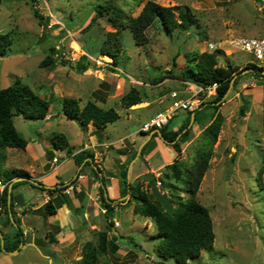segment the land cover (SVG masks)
Instances as JSON below:
<instances>
[{
	"label": "rangeland",
	"instance_id": "obj_1",
	"mask_svg": "<svg viewBox=\"0 0 264 264\" xmlns=\"http://www.w3.org/2000/svg\"><path fill=\"white\" fill-rule=\"evenodd\" d=\"M148 1L164 7L187 8L195 16L197 24L186 30L178 28L172 31L164 29L156 20L146 31L147 44L141 46L136 45L129 30H122V52L120 65L117 66L111 57L100 54L107 35L115 31L110 16L115 12L119 13L121 22L136 18ZM37 9L44 17L46 27H42L36 18ZM0 33L11 34L13 39L8 55L0 58V90L20 79L51 104L45 120L32 121L17 116L14 118V125L30 145L34 141L38 145H48V160L54 163L53 160L57 157L63 180H70L75 165L68 158L67 148L58 151L53 149L54 136L63 134L67 138L71 150L69 155L83 148L93 153V164L99 167L101 162L96 163L95 160L100 161L104 151L100 146L85 148L89 144L96 145L97 139L101 142H115L123 136L128 137V142L125 140L118 147L127 145L129 148L135 143L138 154L149 135V132H143L141 128L172 108L174 100L170 104L167 99H161L171 88L182 87L177 77H180L185 68L186 55L206 52L208 44L213 43L216 50H222L231 59L219 57V65L226 66L227 61L232 62L237 66L234 67L235 76L238 69L246 63L260 68L261 64L253 54L236 50L233 43L237 39L264 37V1L0 0ZM52 49H56L53 56L55 67L52 70L41 68V62L52 53ZM84 55L88 57L90 68L79 73L74 67ZM65 62L68 64L64 65ZM169 72L167 75L170 78H167L166 83H151ZM243 80L249 85L252 82L264 86V78H260L255 70L243 77ZM133 89L140 92L143 102L127 109L123 98ZM192 91H195L194 95L197 93L196 88ZM216 95L217 92H208L206 97H200L204 102H209ZM225 97L223 103H217L223 107L227 102L224 106V113L228 116L224 144L220 148L216 147L218 142L214 145L209 168L196 195L198 202L211 213L216 238L213 249L202 251L200 257L191 264H264V105L256 104L251 110L246 106L245 116H242V101L239 108L235 101H231L233 95ZM64 98L79 99L82 107L93 101L105 110L115 109L120 119L105 129L100 130L93 124L89 129L84 128L79 121L65 117L62 110ZM179 98L185 101L184 98ZM249 100L251 101L250 98ZM144 104L147 106H143ZM178 111L169 121L170 132L180 131L179 128H182L187 117L185 113ZM215 113L213 109L204 113L205 124L215 117ZM153 138L156 143L159 142L157 135ZM203 141L201 133L191 150L185 152L182 162L184 168H193L203 149ZM49 151L53 152V158ZM108 154V164L116 166L115 170L120 169L116 164L120 156L112 151ZM17 155H22V158L18 159ZM2 156H5V160H2L0 166L4 171L9 170L8 159L9 164L16 167L27 168L30 165L27 163L29 157L26 158L21 150H0V157ZM134 157L129 159L126 167L120 169V173L127 170V175L129 174L128 168L137 158L136 154ZM92 169L91 165L87 166L84 172H92ZM114 175L120 182L121 176ZM104 177L106 178L105 174ZM127 182L129 183L128 176ZM111 186H114V182L111 184L107 181V189ZM74 187L69 188L70 193L75 190ZM176 192L184 197V201L189 199L184 188H178ZM130 206L134 208V204L130 203L115 213L114 234L120 250L116 254L101 256L100 264H176L175 259L165 260L157 253V228L153 220L133 214ZM104 218L103 216L99 221L100 229L103 230L106 224ZM89 238L98 241V235H91Z\"/></svg>",
	"mask_w": 264,
	"mask_h": 264
},
{
	"label": "trees",
	"instance_id": "obj_2",
	"mask_svg": "<svg viewBox=\"0 0 264 264\" xmlns=\"http://www.w3.org/2000/svg\"><path fill=\"white\" fill-rule=\"evenodd\" d=\"M36 2L37 0H32ZM263 3L262 0H257ZM100 15V13H98ZM119 13H114L110 16V21L114 24L115 31L107 35L105 43L100 48V54L103 56H109L114 60L115 65H120V56L122 52L121 31L129 30L131 32L136 45H145L148 42L146 31L158 20L161 26L166 30H175L178 28L188 29L197 24L195 16L186 9H179L178 7H164L154 1H148L143 7L141 13L136 18H128L123 22L119 21ZM36 18L39 19V23L42 27H46L44 17L37 9L35 11ZM102 17V15H100ZM91 26V25H90ZM13 45V39L11 34L0 33V58L6 57ZM56 49H52V53L46 57L40 64L43 69L52 70L56 61L54 55ZM225 53L217 49L213 53L208 52H194L186 55V65L183 69L180 77H177L184 83H190L208 91L216 85L217 95L211 102H203L199 108H213L217 113L223 103V99L229 92L231 85H237L238 79L232 83L235 76L234 66L226 62V66L219 65L218 58H226ZM65 62L64 65H67ZM90 68V63L86 55L76 63L74 69L79 73H84ZM253 69L255 72H259V69L247 65L240 72L248 69ZM239 72V73H240ZM165 73L162 78H156L151 81L152 84L157 85L163 82L165 79L170 78ZM203 96V95H201ZM125 107L131 108L135 105L142 103L140 92L133 89L128 95L123 98ZM50 102L36 94L29 86L25 85L20 79L6 88L0 90V150L6 149L26 150L29 142L17 131L14 125V118L21 116L26 120H45L48 116ZM246 106L243 105L240 109V114L245 116ZM62 110L65 117L69 120L79 121L84 128H88L93 124L98 129H105L109 124L115 123L120 119L119 113L115 109L105 110L97 105L96 102L89 101L83 107L80 104V100L76 98H64L62 101ZM196 115L200 113L199 109L195 111ZM191 115V113L189 114ZM224 116L221 113H217L213 121L204 129L203 134V149L194 163L192 169H186L181 159V145L180 140L190 135V129L183 133L191 121V117H188L187 125L182 127L178 132L168 131V126L162 128L161 134L164 140L168 142L176 141L179 134L182 133L181 139L176 141L172 146L177 152V157L174 158L171 164L167 165L161 173L159 180L161 181L163 189L168 194H162L156 187V178L151 175H147L146 178H150V182L153 180L155 183H150L149 188H144V184L141 180H137L133 183L127 182V170L122 171L121 178L124 182L125 189L122 196L130 195L128 202L134 204L133 212L135 215H140L145 218L152 219L157 228L158 239L157 253L165 260L175 259L176 264H191L192 261L198 259L205 250L213 249L215 242L214 224L211 217V213L207 207L202 205L196 199L197 192L199 190V184L203 179L205 172L209 168V162L213 156V147L218 142L219 136L224 124ZM197 121V117H195ZM263 127H264V109H263ZM154 137V136H153ZM205 142V143H204ZM151 141L148 142L142 149V155H144ZM53 145L56 150L66 149L69 153L70 144L67 138L63 135H55L53 138ZM122 152V151H121ZM49 155L53 158V152L49 151ZM94 161L93 153L83 150L73 156L75 163L78 166H82L86 159ZM2 160H5V156L0 157V164ZM90 162H85L84 168L90 166ZM97 169L103 173V170L98 165ZM92 173L96 176L103 186L99 187L100 200L102 206L105 209L106 216V228L98 232V241L87 242L83 246V257L78 264H100V258L108 253L116 254L120 250L118 245L117 236L114 234L116 229L114 228V213L115 206L113 200L108 199L105 195L107 189V179L103 176L100 178L98 171L92 169ZM112 176V175H110ZM0 178L7 183V187L3 192L2 200L8 196V186L16 178H25L26 181L16 183L13 185V189L20 184L29 183L31 178L29 173L22 169L3 170L0 166ZM73 181L69 186L56 188L55 190H45L50 194L56 192H63L71 185L75 184ZM34 188L36 186L32 185ZM178 188H184L187 190L189 199L184 201V197L176 194ZM168 195V196H166ZM14 203L12 201L11 207ZM45 215L53 216L57 213V206L54 200L49 201L45 207ZM14 214V212H13ZM14 219L20 227V221ZM9 224L10 220H9ZM22 230H16L15 239H17L12 246L7 245L6 235L5 250L13 251L21 244L20 237L22 236ZM55 241L54 238L51 239ZM4 250L1 246L0 238V253ZM117 264V263H109ZM130 264V263H123ZM165 264V263H160Z\"/></svg>",
	"mask_w": 264,
	"mask_h": 264
},
{
	"label": "crops",
	"instance_id": "obj_3",
	"mask_svg": "<svg viewBox=\"0 0 264 264\" xmlns=\"http://www.w3.org/2000/svg\"><path fill=\"white\" fill-rule=\"evenodd\" d=\"M225 57L227 58L228 56ZM228 58L230 59V56ZM230 64L233 65L232 62ZM233 66L237 67L236 65ZM245 66H247V63L244 66H241L238 69L237 73H239ZM251 71L254 70L252 68L248 69V71L244 75L239 76L240 78L237 77L239 78L237 85L233 86L232 84L229 93L226 94L227 96L225 97L229 98L230 95H233L231 101H235L237 103V106L239 105V108L241 107V104H239L241 101L242 106L247 103L249 110L254 109V107H256V104L260 103L264 105V86L252 82L249 85L246 84L243 80V77H246L247 74ZM259 76L260 78H264L261 73H259ZM167 81L168 79H165L159 84L162 85ZM178 81L180 85H182V87L179 89L171 88V91L167 92V94H164L161 100L167 99V102L171 104V101H173L171 95L174 92L178 93L179 96L184 98L186 101L194 98L195 91H192V89H194L196 85L184 83L180 79H178ZM210 92H216V89H210L209 93ZM207 93L208 92H206V94ZM206 94H203V96H205ZM214 98L209 102L214 100ZM249 98L251 99V101H248ZM225 104H227V102H225L223 107H221L217 112L221 113L225 118L222 131L219 136V141L216 146L217 148H220L224 144V132L225 127L228 123V116L224 113ZM143 106L147 105L144 104ZM198 109L200 113H198L197 115L195 111H178L183 112L187 115L185 121H183L181 125L182 127L187 125L188 117H191V121L188 124L189 128L187 127L184 132L190 129L192 133L188 137L182 139L181 133L176 139V141L181 139L179 142L183 147H181L182 160L184 159L183 155H185V152H189L191 150L192 144L214 119L210 118L209 121L205 124L206 121H204V113L213 108L203 107ZM263 109L264 107L262 108V111ZM155 112L157 111L155 110ZM190 113L191 115H189ZM193 116L197 117V121H195V118L194 120H192ZM90 127L91 125L88 127V129ZM93 130H95V127L93 128ZM159 131L152 130L149 132V135H147V141H145L143 145L145 146L150 141L153 142L152 144L150 143L144 155H142V149L144 147L143 145L139 148L138 154V146H136L135 143H132V147L128 148L127 145H124L123 148H120L124 144L125 140H127L126 142H128V137L124 136L119 138L115 142H101L99 141V139H97L96 145L89 144L85 146V148L88 146H92V148L100 146L104 151L103 158H100V161L96 159L95 162H101L100 167L103 170V173L98 172L100 178H102L105 174L108 183L112 184L114 182V186L108 188L109 190L106 189L105 195L108 197V199L113 200L115 213L119 211L120 208L130 205V203L128 202L130 195L122 196L125 189L124 182L121 177V181L119 182V180H117L118 177L114 174L121 176L122 173L119 172L120 169L126 167L129 159L134 157L135 154L137 158L128 168L129 174L127 176L129 183H133L144 178V181H142L143 184L146 185L147 189L149 188V190H151L150 185L152 184L150 183L155 182L153 180L150 182V178L145 179L147 175H151L154 176L157 180L156 187L158 191L160 193L164 192L163 187H159L157 185V182L160 181L159 177L164 168L167 165L171 164L178 154L172 146L176 141H174V143L165 142ZM93 132L95 133L96 131ZM154 135L158 136V143H156V141L154 140ZM94 137L92 138L94 139ZM34 142L35 143L32 145H30L29 143L26 150H21L23 154H25L26 158L27 156L29 157V159L27 158V163H29L30 165L27 168L16 167L9 164L10 159L7 160L9 170H25L29 173L31 178L28 180L29 183L17 185V187L13 189L14 184L23 182H16V179L18 178L14 179L13 182L8 186V196L6 197V199H4V201L2 200L3 194L0 195V232L3 235L4 240V247H2L4 251L0 253V264H78L83 257V246L87 242H96V240L90 239L89 236L92 235L97 237L98 232L103 230L100 229L99 224V221L102 220L103 216L105 217L104 220H106L105 209L102 206L99 195V187L103 186V183L96 176H94L92 172H84L86 170V167L84 168L85 162H90L91 167H93V161L91 159H86L82 166H78L75 163L73 156L83 151L84 148L79 152H73L70 155L67 151L68 158H70L75 165V170L70 180H63L59 168L60 162L56 164L51 163L52 161H49L47 158V150L50 149L48 145H38L36 141ZM53 149L56 150L55 147ZM110 151L120 156V158L116 160V164L120 169L117 168L115 170L116 166H110V164H108L109 162L107 160V157L109 156L108 153ZM21 156L17 155V158H22ZM80 176L82 178L79 179ZM94 180H96L97 182H95ZM32 181L37 182L39 185L32 183ZM73 181H76L74 184L75 190H73V192L69 195L65 194L64 191L50 194L47 191L41 190H55L56 188L69 186ZM32 185L36 186V188H34ZM26 192H28V194H25ZM51 200H54L55 205L57 206V213L53 216H47L45 215V207L46 204ZM12 201L14 203L13 208L11 207ZM132 208L133 206L131 207V210L133 212L134 208ZM115 213L114 222H116ZM14 215L15 218L20 221V227L16 223ZM9 220L11 224H9ZM104 222L106 223V221ZM19 228H21L23 233L20 237L22 241L21 244H19V247L16 250L10 252L6 251L4 235H6L7 245L12 246L17 240L15 239V232L16 230H19ZM52 238H54L55 241H52Z\"/></svg>",
	"mask_w": 264,
	"mask_h": 264
},
{
	"label": "built area",
	"instance_id": "obj_4",
	"mask_svg": "<svg viewBox=\"0 0 264 264\" xmlns=\"http://www.w3.org/2000/svg\"><path fill=\"white\" fill-rule=\"evenodd\" d=\"M233 48L240 52H248L254 55L257 61L260 62V68L259 73H261L264 76V37H257V38H244V39H237L233 43ZM216 50V46L213 43L208 44L206 52H214ZM197 90V95H194V98L191 100H185L183 101L181 98H179V95L177 93H173V104L172 108L164 113L159 114L156 118L151 120L149 123H146L142 127L143 132H150L152 130H161L165 126L169 124V121L174 115V113L178 110H183V111H196L199 106L203 103L202 98L200 97L203 94H206V92H209L210 89L216 88V85L212 88H209L208 91L204 90L201 87L195 86ZM196 99L195 101H193ZM195 103V104H194ZM54 163H58L59 159L54 158ZM7 183H5L1 178H0V195L3 194L4 190L7 187ZM157 185L159 187H162L161 181L157 182ZM74 184L71 185L66 189L67 194H69V188H73ZM163 194H166L167 191L164 190L162 192Z\"/></svg>",
	"mask_w": 264,
	"mask_h": 264
},
{
	"label": "water",
	"instance_id": "obj_5",
	"mask_svg": "<svg viewBox=\"0 0 264 264\" xmlns=\"http://www.w3.org/2000/svg\"><path fill=\"white\" fill-rule=\"evenodd\" d=\"M264 1V0H263ZM248 71V70H247ZM247 71H243V72H241V73H238L234 78H233V80H232V83L235 81V79L237 78V77H239V76H241V75H244ZM227 96V95H226ZM194 118H195V116H193V119L192 120H194ZM159 133H160V135L162 136V134H161V132L159 131ZM165 142H167V143H169L168 141H166V140H164ZM172 143H174V142H172ZM144 146V145H143ZM142 149V148H141ZM89 161H91V160H89ZM93 167L95 168V169H97V167L93 164ZM97 171L100 173V171L97 169ZM25 180V178H18V179H16V182H20V181H24ZM32 183H34V184H36V185H39L37 182H35V181H32ZM41 186V185H40ZM0 237H1V240H2V247H4V240H3V235L1 234V232H0Z\"/></svg>",
	"mask_w": 264,
	"mask_h": 264
}]
</instances>
